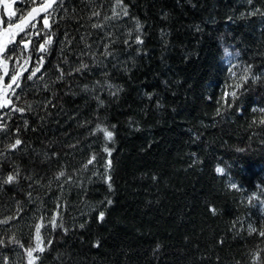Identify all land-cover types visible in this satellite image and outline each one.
Segmentation results:
<instances>
[{
  "label": "trees",
  "instance_id": "16d2710c",
  "mask_svg": "<svg viewBox=\"0 0 264 264\" xmlns=\"http://www.w3.org/2000/svg\"><path fill=\"white\" fill-rule=\"evenodd\" d=\"M115 5L64 0L50 29L39 28L53 38L46 53L39 41L29 55L33 67L44 57L43 80H24L14 102L26 110L8 118L13 131L20 128L23 150L0 158V176L20 172L16 184L0 187V219L22 211L0 226V238L15 235L34 246L35 223L41 216L50 221L59 204L58 222L68 231L41 230L53 244L37 264H252L251 253L264 249V238L248 233L249 224L264 230V125L253 112L264 108V16L248 13L264 11V0H123L128 16L117 8L120 19L105 23ZM104 44L112 56L102 55ZM81 60L89 71L57 80V65L67 73ZM234 65L237 72L250 65L261 78L250 79L232 107L217 115ZM98 80L105 86L96 88ZM46 100L55 107H43ZM97 123L113 131L112 142L90 135ZM15 138L4 136L0 151ZM93 155L97 160L85 169ZM61 170L66 177L56 180ZM5 258L27 264L18 245L0 248V264Z\"/></svg>",
  "mask_w": 264,
  "mask_h": 264
},
{
  "label": "snow or ice",
  "instance_id": "6c2138e0",
  "mask_svg": "<svg viewBox=\"0 0 264 264\" xmlns=\"http://www.w3.org/2000/svg\"><path fill=\"white\" fill-rule=\"evenodd\" d=\"M64 0H0V8H2L3 12L0 14V140H3L4 136L6 135H15L16 138L14 142L9 143L6 147V151H0V158L6 156L7 153H16L17 151H22V145L24 141L19 138L20 128L17 126L13 131L12 127L8 123V118H11L12 114L14 113H21L25 112L24 107H19L14 101L20 100V93L24 91V80L28 81H35L36 79L43 80V75H39L41 73L43 64H44V57L41 56L39 61L36 63V66H31L30 61L31 57L23 58V62L21 63L22 57H16L14 54L16 52V48L22 45L21 52L23 53L25 50L29 49V45H34L38 41L34 40L33 37H39L43 35L44 42L40 44L39 51L41 53H46L48 51V46L53 44L52 35L47 32H42L41 29L37 27V18L43 14V25L44 29H50L49 19L56 12L59 8L63 6ZM248 3L251 5L253 0H248ZM23 5V7H14V5ZM55 5V7H54ZM117 8L121 9L124 16H128L127 9L123 6V0H116V5L112 8V15L105 16L104 21L107 23L113 19H120V13L117 12ZM260 14L264 16V11L261 9H256L253 12H249L248 15H256ZM101 13L99 11H93L92 16L99 17ZM7 17L5 19L4 17ZM91 19V17H90ZM131 19V17H129ZM93 28L100 29L103 27L100 23L92 24ZM142 29V25L137 20L135 22V31L140 32ZM111 37V33L108 34ZM128 36H132V32L129 31ZM19 37V40H17ZM115 43V41H111ZM135 42L137 44H142L143 40L141 39L140 35L135 37ZM124 43L131 47V44L128 40H125ZM91 47V46H86ZM104 52L102 55L104 57L112 56L113 53L109 50L110 45L104 44ZM32 52H35L36 49L33 47L31 49ZM88 53L82 52L83 55H87ZM93 57L96 55L95 53L91 54ZM65 62H67V57H64ZM9 61L14 62V67H9ZM26 65L28 67H26ZM237 66H233L229 68L230 79L233 83L226 85L225 89L223 90V95L220 98L218 103L221 105V108L217 109V115L221 114V110L224 108L232 107L233 103L238 100L239 96L242 94L243 91H246L245 85L248 84L249 80L253 83L260 80V76L253 75L252 68L250 65L244 66L241 72H237L234 68ZM89 64L85 63L81 60L79 63V67L75 68L72 71L65 73V70L61 65H57V71H59L60 75L57 77V80L62 82L66 75H73V72L83 74L86 71H89ZM25 73L28 75L25 76ZM8 78L7 82H5V78ZM106 83V87L111 90L115 86L112 83ZM105 84H102L101 81H97L95 87L102 88ZM44 89H49V84H44ZM84 91H89V86L86 84L84 85ZM117 91L112 92V95L115 96ZM99 101V105L102 107L104 104L103 99L99 96L95 97ZM55 107L52 100H46L43 104V107L47 108L49 106ZM32 106L28 105L27 110L31 111ZM7 109L8 111L5 112L3 110ZM259 111L261 115V119L259 123L264 125V108L260 109H253V112ZM253 123H257V121H253ZM25 127L28 126L27 121L24 122ZM113 128L115 125L112 126ZM103 134V137L106 141L112 142L114 139L113 131L109 130L108 127L104 126L102 123H97L95 128L90 132V135L98 136V134ZM103 151L106 152L109 156H111V149L108 146L103 148ZM239 151H243L240 149ZM53 156L57 155L56 153H52ZM97 160L96 155H93L87 163L84 165V168L87 169L88 165H92L94 161ZM112 168V161L109 159L105 165V172L109 173ZM224 169L217 167V173H223ZM20 172L19 169H14L10 172L6 179L3 176H0V187L3 185H12L16 184L19 180ZM66 177L65 171L61 170L57 173L55 179L60 180V178ZM26 179L31 180L32 177H26ZM71 177H67V181H70ZM111 175H105V182L108 184L109 190L112 188L111 183ZM31 188V183L29 184ZM230 187L232 189H236V184H231ZM31 192L28 193L29 199H31ZM257 199V197L253 196L250 198ZM107 203L110 205L112 203L111 200H108ZM264 203V201H261ZM60 205H57V211L52 215L51 220L46 222V217L41 216L39 221L35 223V245L30 247H25L24 244L20 243L15 235L11 236L10 238H0V248L7 247V245H18L20 248L24 249V254L27 257V264H37L38 261L41 260V255L43 254L48 247L53 244L51 239H48L45 243L44 238L41 235V230L44 229L47 232V227L50 225L53 230L56 229H63L65 233H67L68 229L64 228L62 222H58V218L60 216V212L58 209ZM22 209L18 210L17 216H9L5 219H0V226L4 225H11L13 220H16L19 217V213ZM215 212V209H212ZM105 213L103 211L99 212V221L103 222ZM81 228L84 227V224L80 225ZM248 233L249 235L255 233L259 237L264 238V230L258 229L257 227H253L251 224L248 225ZM95 246H99L98 244ZM262 259H264V249H257L253 253H251V260L252 264H261ZM4 264H9L7 258L4 260Z\"/></svg>",
  "mask_w": 264,
  "mask_h": 264
},
{
  "label": "flooded vegetation",
  "instance_id": "af4514ba",
  "mask_svg": "<svg viewBox=\"0 0 264 264\" xmlns=\"http://www.w3.org/2000/svg\"><path fill=\"white\" fill-rule=\"evenodd\" d=\"M2 10V9H1ZM3 11V10H2ZM6 17V16H5ZM42 17H43V14H41V16L40 17H38L37 18V21H36V23H37V27L38 28H43L44 27V25H43V19H42ZM48 30V29H47ZM33 39L34 40H36V41H40L39 42V46H40V44L42 43L41 42V38H39V37H33ZM17 40H19V37H17ZM37 42V43H38ZM37 43H35L34 45H29V49L26 51H24L23 53L21 52V49H22V45H20V46H18L17 48H16V52H15V56L16 57H22V59H21V63L23 62V58H27V57H29V55L31 54V53H33L32 51H31V49L34 47L35 48V45L37 46ZM19 53V54H18ZM9 63V67L11 68V67H14V62H12V61H9L8 62Z\"/></svg>",
  "mask_w": 264,
  "mask_h": 264
},
{
  "label": "rangeland",
  "instance_id": "374dc122",
  "mask_svg": "<svg viewBox=\"0 0 264 264\" xmlns=\"http://www.w3.org/2000/svg\"><path fill=\"white\" fill-rule=\"evenodd\" d=\"M5 19H7V17H6ZM7 80H8V78L6 77V78H5V82H7ZM3 111H4V110H3Z\"/></svg>",
  "mask_w": 264,
  "mask_h": 264
},
{
  "label": "water",
  "instance_id": "95a60500",
  "mask_svg": "<svg viewBox=\"0 0 264 264\" xmlns=\"http://www.w3.org/2000/svg\"><path fill=\"white\" fill-rule=\"evenodd\" d=\"M27 51V50H26Z\"/></svg>",
  "mask_w": 264,
  "mask_h": 264
}]
</instances>
